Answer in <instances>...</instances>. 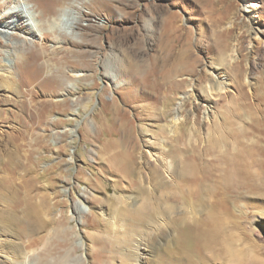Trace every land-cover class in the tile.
<instances>
[{
  "label": "rangeland",
  "instance_id": "1",
  "mask_svg": "<svg viewBox=\"0 0 264 264\" xmlns=\"http://www.w3.org/2000/svg\"><path fill=\"white\" fill-rule=\"evenodd\" d=\"M23 1L35 7L37 15L43 11L41 2ZM249 1L254 9L252 20L241 11L243 0H85L90 6H84V0H68L57 5L62 14L60 26L48 23L36 37H29L33 41L29 47L20 42L28 36L20 30L11 37L0 36V60L9 65L12 87L16 90H0V219H8L4 222L11 224L14 233L12 238L7 237L10 243H0V264H154L142 258L147 253L143 247L138 253L141 259L134 257V246L141 240L156 254L162 255L170 246L177 247L174 250L183 255H193L196 264L226 261L224 264H231L221 245L216 248V242L209 240V236L204 237L203 244L190 238L209 215L220 211L231 225L225 223V232L236 233V239L241 240L238 250L242 246L244 255L254 256V263L252 257L248 260L245 256L242 264L264 262L261 261L264 260V215L244 207L245 202L232 200L226 210L218 209L217 198L211 193L212 180L204 181L197 192L205 208L196 214L198 217L195 215L193 230L189 227L191 224L185 226L191 231L188 229L191 235L185 239L186 246L179 240L177 231L170 226L163 227L157 213L145 211V203L149 202L160 209L171 205L172 184L155 161V151L167 158L184 152L191 160L200 149L207 148L209 131L217 124H225L224 117L235 128L264 130V42L250 44L243 25L264 29V0ZM161 4L167 6L168 19L170 15L174 17L172 22L155 24L164 17L156 7ZM22 7L26 9L25 4ZM147 7L156 11L155 16L149 17L151 20L142 13ZM85 12L89 16L85 17ZM230 22L234 23L232 28H229ZM169 24L177 26L169 45L190 51V57L196 61V75L188 71L184 78L180 77L167 93L170 97L164 105L172 103L170 98L188 91L190 82L197 84L200 93L206 91L205 75L226 82L224 88L228 91V95L222 93L220 98L212 100L210 107L200 101L193 114H184L183 120L188 119L189 124L182 127H175L163 104L153 115L150 109L155 104L145 98V92L151 89L148 77L156 56L154 44L161 43L150 31L156 25L155 32L161 33L170 28ZM50 31L58 38L44 36ZM92 31L97 33L103 48L95 55V50L87 48L85 43V35ZM125 32L135 33L131 45L139 39V47L144 51L135 59L143 70L136 75L140 87L135 86L134 78L121 75V65L126 64L124 57H131L121 54L118 47L119 36ZM136 34H141V38ZM238 37H242L243 49L231 53L237 61L226 58L223 62L225 57L220 56L219 45L228 40L233 46ZM73 42L79 43V47ZM43 46L47 50L46 58L20 61L17 56L19 49L31 56ZM61 47L78 53L58 52ZM89 51V58L81 57ZM46 64L49 68H44ZM71 70L77 77L68 73ZM33 73L39 75L37 81L33 80ZM234 74H240L241 79L236 80ZM0 75H3L1 70ZM181 80L185 83H180ZM237 83L245 96L241 100ZM7 84L0 78V86ZM210 94L215 97L214 93ZM230 108L234 116L226 115ZM196 118L203 137L200 149L194 140L191 144L188 142V127L194 126ZM171 128L175 134H168ZM125 154L134 156L130 175L124 174V167L118 161ZM211 160V155L203 154L202 163L206 167H211ZM153 172H160L161 177ZM183 202L186 200L180 199L175 204L178 210ZM187 202L194 201L187 199ZM37 218L40 228L32 221ZM11 242L15 244L11 246ZM9 245L13 251L19 250L21 259L13 261L7 257ZM255 258H261L260 262Z\"/></svg>",
  "mask_w": 264,
  "mask_h": 264
},
{
  "label": "bare ground",
  "instance_id": "2",
  "mask_svg": "<svg viewBox=\"0 0 264 264\" xmlns=\"http://www.w3.org/2000/svg\"><path fill=\"white\" fill-rule=\"evenodd\" d=\"M31 1H37V2L39 1L43 4V8H42L43 11L41 12L40 15H37L35 13L37 12L35 10V7L29 6L23 0H7L4 2L2 1L3 3H0V13H1L0 20L3 21V27H0V36L2 35L5 38L9 36L11 37L13 35H16L14 33L16 30L17 31L20 30L23 35L28 34V36H25V38L24 37L21 38L20 42L23 44L24 47H29V45L33 43L32 39H29V37L30 38L36 37L38 35L37 32L42 31L44 27L48 25V23H54L55 27L60 26L62 14H61V10L57 8L58 7L57 5L60 4L62 1L65 2L68 0H31ZM243 3H244L243 8H245L244 13L249 14L248 16L249 20H252V17H253L252 12L254 11V9H252V5L250 1L243 0ZM24 4L26 5L27 10L22 7ZM83 5L90 6V3L85 2L84 0ZM92 5H93V2H92ZM156 7L158 8V11H160L163 14L162 17L163 16L165 17L167 15L166 5L161 4V5H157ZM254 7L257 8L258 5L255 4ZM142 11H143L142 12L143 15L145 17L147 16L148 18L149 17L152 18L153 16H155V12H156L155 10H154L155 12L151 11V9L148 7L147 9L143 8ZM84 14H85V17L89 16V15H86L88 14L87 12H85ZM164 17L161 20L160 18L159 20L157 19L158 22H156L155 24H159L160 21L164 22L165 24L167 20H169L170 22L174 20V17L172 15L169 16V19H168V16H166L165 18ZM143 21H145V19H143ZM153 21L154 20H152L151 22ZM147 25L149 26V24ZM229 25H230L229 28H232L234 23L230 22ZM243 25H244V28H247L248 34L245 36V38L247 37L249 39L250 44L257 43L258 45H260L264 42L263 41L264 33H262L261 31L264 29H261L260 27H257V26H252L250 24L248 25L247 23L246 24L244 23ZM153 26H154V29H151L152 28L151 27L150 29L152 31L150 32L155 34L156 37H158V39L161 41V43L159 42V44L158 43L154 44V48L156 49L154 53H156V56L154 55L155 57L153 59V65L151 64L152 70L150 71L149 77H148L150 80L148 84L150 85L151 89H149L150 92L148 93L145 92V98L148 101L153 102L152 105L155 104L154 106H151L154 108L150 109V112L153 113L154 115L158 110L157 107H159L160 104L164 105L165 103L164 101L167 102L168 97H170L167 93H169L170 90L172 91L173 89L172 87L175 86L176 82L178 83V81L180 80L179 79L180 77H183L185 73L188 71H189V74H191L192 76L196 75V73L194 72L196 61H193L192 58L190 57L189 50L179 49V48H175L174 45L172 46L169 45V41L170 39H172V37H174L177 26L172 27V25L169 24L170 28L168 29L167 27L166 30L164 29L163 31L160 30L161 33H158V32L156 33L155 32L156 25H153ZM87 27L88 29L90 28L89 25H87ZM218 27L220 28L221 24H218L217 28ZM145 28H148V27L145 26ZM129 30L130 29H128V31ZM93 32L94 31H92L90 34L85 35V43H86L87 48H89L90 50H95V52L92 51L93 54L95 55L97 52L103 51V48H102V45H100V38L98 37L97 33L94 32L95 33L94 34ZM182 33L183 32L181 31L179 35H181ZM133 34H128L125 32V34L119 36V40L118 41L116 40V41L119 42L118 47L121 48L120 53L128 54L131 56V57H124L126 58V64H124L123 66L121 65L122 67L121 75H124V77L128 76L129 78L130 77L134 78L135 81L133 80V82H135L134 83L135 86L140 87V79L138 80L136 78V75L137 74L140 75L143 70L141 69V66L135 61V59L137 58V56H139V54H142L144 51H142L141 48L139 47L140 46L139 39L136 44L133 42L134 45H131L132 43L130 41H132L134 37L136 38V36ZM48 35L49 37H56L55 36L56 33L53 31H50L44 36L46 37ZM155 35H153L154 38H156ZM137 36L141 38V34ZM241 36L243 35L241 34ZM57 38L58 37H56V39ZM241 38L242 37H238L237 42H236L237 44H234L233 46L232 45L230 46V44L228 43V40H225L219 45V47L221 48L220 56L225 57L223 58V62L226 58H229L233 60L234 62L237 61L236 58L231 55V53L236 54L238 51L241 52V50L243 49V45L241 46ZM71 42L72 41H68L69 44H71ZM155 42H158V41H155ZM73 43H75L73 44L74 46L79 47L78 45L79 43L78 44L76 42H73ZM151 47L153 48V46ZM113 49L117 51L116 48H113ZM62 51L66 52L67 54H71V55L72 54L75 55V53H78L75 50L70 52V51L65 50L63 47H61L58 52H62ZM46 52L47 50L44 46L41 47L39 50L37 49V51H35V53L31 56L26 54L23 49H19V51L17 52L18 54L17 56H20L21 58L19 59L20 61H23V59L30 60L31 58H33L34 60H38L41 58H46ZM7 55L10 58V53H7ZM82 55H81L82 58H87V57L89 58L90 51L88 52V55L87 53L84 54L83 56ZM79 61H81V59ZM44 68H49V65L45 66ZM123 69L126 70V73ZM0 70L3 73L2 76L0 75V78L4 79L7 83H9V85L7 84L4 86H0V90H5L9 92L12 90L16 91L12 87L13 75L11 74V71H10L11 69L9 65H7L6 63H3L0 60ZM68 73H70L72 77H77V73L73 72L72 70L69 71ZM34 76L35 77H32L33 80L37 81L39 79L38 78L39 75L36 73L34 74ZM107 76L109 77V75L105 74V77ZM204 79L205 81L208 82V85L206 88L207 90L204 91L203 93H200V91H198V86L196 83L190 82L189 84H187L188 85L187 88L189 89L188 91L184 92L182 95L178 97L170 98L172 103L164 105L163 110H165L166 108V110L170 113V117L172 118V121L175 123V127H182L184 125L189 124L188 119L183 120L184 114L185 113L193 114L195 110L198 109L200 101L207 102L208 106L210 107V103L216 97L220 98L222 96V93L224 95H228V91L226 90V88H224V86H226V82L219 81V79L217 80L216 76H213V75H210V76L205 75ZM235 79L236 80L241 79V75L236 74ZM113 80L115 79L113 78ZM184 81L181 80L180 83L184 84L185 83ZM237 84L238 86H240L238 95H240V100H241L242 97H245V96H244L242 86L240 85V83H237ZM143 85H146V84L144 83ZM208 90L214 93L215 97L211 96ZM230 109H231L230 112L228 114L226 113V115L234 116L235 115L234 110L232 108ZM224 120L226 121L224 122ZM224 120L223 122L225 124L223 125L217 124L214 126V128L212 127L213 128L212 130L209 131L207 135L208 146H206L207 147L206 149L204 148V151H202L199 148L203 137L200 134V129H198L196 126L197 121H198L197 118L195 119V124L193 127L187 126L188 129L190 130V133H188L189 138L187 137L188 142L190 143L192 142V140H194L196 143L199 144L198 148L200 149V152H198L197 151L198 148L195 146L196 148L195 151L198 152L197 153L198 155L194 156V158H192L191 160L185 156L184 152H181V154L179 155H176L173 153V155L168 158L166 156L161 155L159 151H155L156 155H154L155 153L153 154L154 156H157L155 158V161L160 164L161 170H163L165 174L167 175V178H166L167 181L170 179V183L172 184V191L169 197V202H171V205L168 206L167 208H161L162 209L161 210L160 207H157L156 205H152L150 204L151 202H149V203H145V205H147V208H145V211L148 214L153 213V212L157 213V215H159V219L161 220L163 227L170 226L175 231H177L179 235V240L181 241V243L185 244V239L187 241V237L191 235L189 234L191 232L190 229H192L191 227L196 224L195 219L197 218H195V215L200 213V209H202V207H204L205 205V204L203 205V202H202L203 199L201 200L197 193L200 185H202L204 181L208 182L212 180L211 182L213 183V186H212L213 189L211 190V193L214 198H217L216 207L218 209L221 210L224 208V210H226L228 202L232 200L234 202L236 201L237 203L245 202L244 207H247V208L249 207L250 209L253 210V212L255 211L256 213L258 212L264 215V130H259L257 128H244V127L235 128L233 127L232 124L228 125L229 121H227V118L224 117ZM230 123H231V120H230ZM167 131H168V134L170 135L176 133V131L172 130V128ZM201 152L207 156L211 155L212 157L211 164H210L211 167L209 166L206 167V164H203L204 163L202 161L203 154ZM133 159H134L133 154L131 155L125 154L121 156V160H118L120 161L119 164H121L124 167L123 171L125 175L131 174ZM153 174H155L156 177L157 176L161 177L160 172L159 173L153 172ZM190 185H192L193 187L196 186V188L194 189L191 187L186 188V186H190ZM203 192H205V190ZM201 196H203L202 193H201ZM180 199L186 200V202H183V205L178 210L175 204L178 203V200ZM187 199H192V201H194L195 203L194 202H192L193 204H191L190 202L188 203ZM148 214H146L145 217H147ZM173 214H175V216H173ZM198 219L200 220V218ZM0 220H1L0 221V243H3L4 241L9 242L11 240L10 239L8 240L7 237H11L14 235L13 231L11 230L12 229L11 224L4 222L8 219H0ZM228 220L229 219L225 216V214H222L221 211L220 213L214 212L211 215H209V217L206 218L204 222L202 221L203 224L200 222L202 226L198 230H195L194 233L192 232L193 239L192 237L190 236L189 237L191 238V240L198 242V244H203V243H206V241L204 242V237L209 236L210 237L209 240L212 239V242L213 241L216 242L214 243L215 246L218 244L219 246L221 245V247L223 248L224 255L228 257L227 259L231 264L232 263L242 264L245 256L247 259L249 258L250 254L249 256L244 255L243 254L244 252L242 253V250H241L242 246L240 247V250H238L237 246H240L238 242L240 243L241 240L239 241L238 240L239 238L236 239L235 235L237 234L234 233V231L233 233L235 235H232L229 232L228 233L225 232L226 230L225 225L228 224L227 222ZM32 221H35L36 227H39L40 222L38 218ZM155 224L156 223H154V225ZM187 224H191V226H189L190 229L188 228L190 232L188 231V229H186L188 227L186 226ZM224 226H225V230H224ZM227 226H231V225L228 224ZM11 244H12L11 246H13L15 243L11 242ZM184 244H181V245H184ZM186 245L187 243L185 244V246ZM159 246H158L159 249L162 248V246L160 247ZM141 248L145 252H147L146 255H142L143 256L142 258L145 260L153 261L154 264H196L197 263L193 255L192 256L189 254L187 255V253L186 254L184 253L185 255H183L182 254L183 252H180L179 250L176 252L177 247H175L174 249L176 250H174L169 246L168 249H166L167 252L166 251L161 252L162 255H160V252L156 254L155 250H153V248L150 249V247H146V244H144L142 240L136 242L134 246L135 250L133 251V253L135 255L134 256L135 258L141 259L140 255H138ZM213 248H214V245H213ZM183 249H186V248H183ZM18 251L19 250L13 251V249L11 248V250L9 249L8 252L7 251L5 252V254L7 255V257H9V259L11 258V260L15 261V260L22 258L21 254H19ZM251 257L248 260H250ZM253 257H252L253 259L252 262L254 263ZM260 259L261 258L256 259L258 263L260 262ZM261 261H264V260H261ZM201 263L202 262H200V264Z\"/></svg>",
  "mask_w": 264,
  "mask_h": 264
},
{
  "label": "snow or ice",
  "instance_id": "3",
  "mask_svg": "<svg viewBox=\"0 0 264 264\" xmlns=\"http://www.w3.org/2000/svg\"><path fill=\"white\" fill-rule=\"evenodd\" d=\"M241 11L242 12L244 11V8L242 5H241ZM0 27H3V21L2 20H0ZM254 31H255V29H254ZM261 31H262V33H264V30H261Z\"/></svg>",
  "mask_w": 264,
  "mask_h": 264
}]
</instances>
